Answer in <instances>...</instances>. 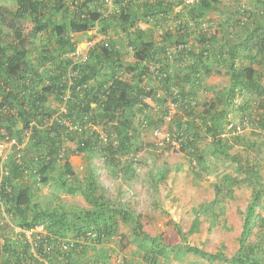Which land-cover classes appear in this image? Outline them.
Listing matches in <instances>:
<instances>
[{"label": "trees", "instance_id": "1", "mask_svg": "<svg viewBox=\"0 0 264 264\" xmlns=\"http://www.w3.org/2000/svg\"><path fill=\"white\" fill-rule=\"evenodd\" d=\"M235 2L17 0L15 10L0 6V30L13 33L11 40L0 34V131L17 142L0 157V264H81L89 244L101 246L107 262L104 245L120 224L133 226L148 264L188 254L212 263L264 264V0ZM27 21L32 28L25 34ZM94 29L104 38L77 59L76 35ZM34 39L40 43L31 46ZM215 75L227 81L218 87L210 82ZM52 96L60 106L50 104ZM169 102L177 111L166 123ZM138 116L144 128L136 126ZM165 124L182 155L206 171L208 154L224 169L198 208L211 212L210 219L200 213L170 218L155 233L149 215L100 192L92 162L80 176L71 156L102 154L118 162L140 150L142 129ZM203 138L210 139L209 152L199 144ZM165 171L151 172L150 180L168 181ZM52 181L91 206L43 203L37 189ZM248 184L250 194L228 202ZM195 233L200 245L190 242ZM121 243L126 248L132 241L122 235Z\"/></svg>", "mask_w": 264, "mask_h": 264}, {"label": "rangeland", "instance_id": "2", "mask_svg": "<svg viewBox=\"0 0 264 264\" xmlns=\"http://www.w3.org/2000/svg\"><path fill=\"white\" fill-rule=\"evenodd\" d=\"M224 2L233 7L236 6L235 0H224ZM246 2L247 0H245ZM0 6L2 9L15 10L17 0H0ZM211 17L218 20L220 14L214 12ZM31 28L32 23L27 21L24 25L25 34ZM0 34L8 40L13 38V33L7 26L0 30ZM112 36L119 40V47L121 49L131 52V48L121 36H114V34ZM76 38L80 41L76 57L81 60L87 53L89 46L96 41L102 40L104 37L97 32V29H94L86 33H78ZM30 42L31 46H35L40 43V39L30 40ZM130 58L133 60L132 53ZM127 72L126 76L130 74L128 70ZM225 81H227V78L222 75H215L210 80V82L218 87L222 86ZM148 83L153 86L155 81L149 80ZM50 104L54 107L60 106V103L54 96L50 97ZM141 119L142 116H138L135 119L136 126H142L140 124L143 119ZM234 121L237 123V115ZM142 128L144 127L142 126ZM162 128L168 129V125L165 124ZM137 141L140 150L134 151L115 163L106 161V157L102 154H97L93 157H87L84 154L72 155L71 162L80 176H85L88 166H91L93 163L98 181H100V192H107L111 194V198L126 201L138 211L146 214V216L149 215L152 219L148 228L152 232L160 233L164 231L166 223L170 218L181 221L183 218L191 219L194 215L200 213L199 215L202 218L210 219L212 216L211 212H207L206 209L199 212L198 208L202 200L211 193L213 184L218 180L217 173L224 169L221 160H216L207 154V170L204 171L195 160L177 153V150L171 151L169 147L159 149L155 143L156 138L152 129H142L140 138H137ZM209 141L210 139L208 138H203L199 141L201 148L207 149V152H209L210 148L207 144ZM129 164H131L130 168ZM163 169H166L165 175H167L168 181H161L159 184H155L154 181L150 180L149 174L151 172L157 175ZM29 181L31 182L32 179ZM251 191L252 188L249 184L237 187L235 189V198L230 201L228 200V202L239 200L242 196L245 197L246 193L250 194ZM37 196L43 203L49 205H55L60 202L77 209L91 206L82 194H68L64 190L58 189L54 181L48 185L40 184L39 189H37ZM17 230L19 229L17 228ZM116 232L113 239L104 245V249L109 256L107 262L101 261L102 258L99 255L103 248H100L101 246L96 244H89L86 255L81 257V264H148L143 260V251L138 245V239L135 236L133 226L120 224ZM28 234L30 236L31 232H28ZM122 235L128 236L132 241L126 248L121 243ZM190 242L191 244L200 245L201 234L195 233L191 235ZM159 264L221 263H212L188 254L182 260L171 257L168 259V262L161 260Z\"/></svg>", "mask_w": 264, "mask_h": 264}, {"label": "built area", "instance_id": "3", "mask_svg": "<svg viewBox=\"0 0 264 264\" xmlns=\"http://www.w3.org/2000/svg\"><path fill=\"white\" fill-rule=\"evenodd\" d=\"M106 1L109 4L112 3V0H106ZM194 1L195 0H186L187 3H191ZM77 51H78V49H77ZM86 57H87V54L84 55L83 59H86ZM176 111H177V106L174 103L169 102V113L166 114V116H165L166 123H168L169 121L172 120ZM154 134H155V138H156L155 143L159 149H164V148L168 147V145L173 144L176 146L177 153H180V150H179L180 145H179L178 141L171 140L170 133L167 129L156 128L154 130ZM15 144H17L15 139H9L8 137H3V134L0 131V157L3 158V160H5L7 158L8 154L11 151V148ZM39 229H43V227L41 226V227H39Z\"/></svg>", "mask_w": 264, "mask_h": 264}, {"label": "clouds", "instance_id": "4", "mask_svg": "<svg viewBox=\"0 0 264 264\" xmlns=\"http://www.w3.org/2000/svg\"><path fill=\"white\" fill-rule=\"evenodd\" d=\"M91 45H92V44H91ZM91 45H90V46H91ZM90 46H89V47H90ZM87 51H88V50H87ZM76 53H77V52H76ZM86 54L88 55V53H86ZM81 60H82V59H81ZM161 128H162V127H161ZM105 140H107V139H105ZM180 153H181V152H180ZM40 227H41V226H40ZM40 230H41V229H40Z\"/></svg>", "mask_w": 264, "mask_h": 264}]
</instances>
